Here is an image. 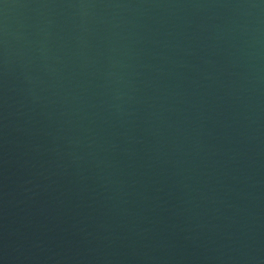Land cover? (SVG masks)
<instances>
[{"label": "water", "instance_id": "obj_1", "mask_svg": "<svg viewBox=\"0 0 264 264\" xmlns=\"http://www.w3.org/2000/svg\"><path fill=\"white\" fill-rule=\"evenodd\" d=\"M0 264H264V0H0Z\"/></svg>", "mask_w": 264, "mask_h": 264}]
</instances>
